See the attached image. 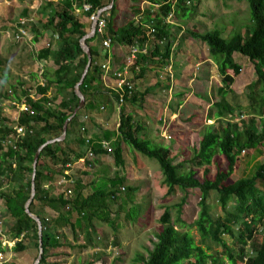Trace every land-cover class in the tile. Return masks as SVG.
Segmentation results:
<instances>
[{
    "label": "trees",
    "instance_id": "trees-1",
    "mask_svg": "<svg viewBox=\"0 0 264 264\" xmlns=\"http://www.w3.org/2000/svg\"><path fill=\"white\" fill-rule=\"evenodd\" d=\"M88 1L93 10L100 9L109 2ZM116 1L114 0L113 6L105 11L107 26L103 37H109L111 44L117 43L127 48L133 45L142 48L149 40L148 53H137L131 71L133 78L137 66L139 72L135 77L141 78L147 65L155 59L163 65L171 58V28L175 25L166 21L168 14L173 12L176 16L185 17L194 7L188 5L191 0H147L149 5L145 8L132 6V13L138 18L129 19L117 26ZM245 1L248 3L250 20L253 23L252 30L245 33L235 32L228 38L223 37L218 29L193 28L186 31L190 37L207 45L209 55L217 65L221 77V86L217 88L219 99L215 100L208 110V119L213 117L217 125L205 127L192 156L185 161L189 165L188 169L174 162L170 147L145 137L144 125L130 112H125L124 105L119 108L118 136L134 150L157 160L163 175L162 183L166 186L165 194L170 195L176 189H198L200 192L198 216L192 222L200 235V243L195 241L188 230L175 228V222L184 224L181 218L182 205L186 200L184 195L180 201L163 207L159 216L161 227L155 234L156 242L147 255H137L141 264H264V161L256 166L251 176L231 179L240 155L248 150L259 152L261 146H264V0ZM74 2L75 0H63L62 7L47 14L40 30H37L35 23L32 26L34 40L43 33L57 36L55 49L48 45L36 53L38 60L51 59L55 68L49 75L44 72L45 81L35 86V91L40 95L37 99L31 97L28 90L22 91L24 96L16 97L17 105L23 101L34 109V114L21 112L14 122V125L25 127L24 134L14 146H4L2 143L8 135L15 134L16 129L9 126L10 120L0 113V200L5 207L0 214L2 218L6 216L12 222L5 225V233L13 241L10 249L15 253H20L30 246L38 252L36 222L24 211V204L30 195L33 157L46 140L61 134L65 119L78 104L74 85L87 61L79 39L89 31V26L75 15ZM80 3L78 0L76 6L79 7ZM51 4L52 2L45 3L39 12L42 14ZM96 38L101 40L95 35L86 40L87 44ZM89 48L91 64L80 85L85 104L68 122L65 139L44 146L37 160L35 195L29 209L39 216L42 223L43 254L39 264H48L51 249L68 246L65 235L57 228L69 227L74 235H83L81 247H94L98 243L96 220L110 222L112 230L117 231V226L108 215L107 200L117 198V190L122 186L124 178L113 177L108 180L110 187L105 184L104 187L100 186L83 196L82 190L86 185L81 183V179L74 180L64 173L75 161L85 156V150L80 148V145L85 143L81 127H86L91 119L93 120V110L99 106L112 110L118 99L117 92L105 88L102 83L99 63L101 55L93 47ZM234 53L248 58L253 63L256 74V78L247 85L246 114L241 111V105L236 103V107H233L225 99L227 92L235 94L231 85L242 69L241 64L234 59ZM104 57H107V54H104ZM51 88L56 89V95H61L57 104H54L57 96L48 94ZM149 90V87L143 91L134 89L130 96L125 97V103L141 105ZM51 103L54 106H51ZM236 111L238 113H235ZM80 115L86 117L83 123L78 121ZM73 126L79 128L81 135L76 134L68 141L67 137ZM91 148L95 156L107 153L100 143H93ZM113 153L114 164L117 167L123 166L121 143H117ZM217 155L224 157L226 168L217 169L214 176L209 177L208 167ZM86 163L92 166L91 160H86ZM198 169H202L201 177L197 174ZM82 174L89 175L88 171ZM61 178L66 181L57 184ZM69 179L73 182H68ZM67 189H73L74 194L66 195ZM135 190L127 186L126 196ZM212 193L216 195V202L223 210L221 215L215 216L211 212L209 197ZM171 207L176 209L174 221ZM46 208L52 209L56 214L49 215ZM131 211L132 209L129 213ZM137 216L138 213L135 214V217ZM4 224L3 220V227ZM226 236L230 237L232 242H227ZM211 243L221 249L212 250ZM6 250L8 248L1 247L0 244V252L4 253ZM85 264H92V261Z\"/></svg>",
    "mask_w": 264,
    "mask_h": 264
},
{
    "label": "rangeland",
    "instance_id": "rangeland-1",
    "mask_svg": "<svg viewBox=\"0 0 264 264\" xmlns=\"http://www.w3.org/2000/svg\"><path fill=\"white\" fill-rule=\"evenodd\" d=\"M6 1H10L11 4L8 3L10 4L8 5L3 2V5H0V113L4 115L5 107L11 110L15 109V97L18 96L19 98V96H22L23 90L34 91L37 84L45 81L44 72L39 75L40 69L44 70L43 66L40 65V62L36 58V52L40 49V45L32 44L26 40L16 42L13 39L12 24L20 16L29 13L28 11L26 13L22 12V10H28V8L23 6L25 5L23 4V0H17L19 3L12 0ZM133 5L145 8L149 5V2L147 0H117L115 25L119 26L129 19L138 18V16L134 17L132 13ZM188 5H192L194 8L185 17L173 14L175 25L173 26V30L174 28L175 31L178 28H184L185 31L193 28L199 30L206 28L209 30L218 29L223 37L228 38L235 32L245 33V31L253 29L248 3L245 0H191ZM42 14L40 12L35 14L34 20L37 22L35 24L37 30L41 29V24L47 17L45 13L44 16ZM4 26L10 33V37L8 38L6 37ZM185 31L182 38L188 39L190 36ZM46 38V44L43 40V46H46L47 42H51L49 35ZM182 44H184V41L179 43V45ZM128 49L122 46L120 50L121 54L119 55L120 62L126 59ZM191 55L195 56V58ZM202 55L209 56L212 61L207 47L203 45L199 46L198 50L191 49L189 52L176 51L173 56L171 69L167 68V66L164 67V64H159L156 59L152 62V67H147L146 72L140 79L135 77L139 72V70L135 69L132 82L136 91H143L145 88L154 85L157 81H160L158 82L159 84H165L167 88L157 86L153 90L154 87H152L153 91L149 90L141 105L139 103L132 105L127 102L123 104L124 111L127 109L128 111L125 112H130L137 121L144 125L145 137L152 139L158 144L170 147L174 162L181 164L184 169L189 168L188 163L185 161L192 156L205 127L217 125L213 117L208 119V110L211 102L219 99L217 88L219 83H221V77L213 61L210 63L212 68H209V63L205 62ZM190 59L192 61L191 68L188 67L184 70L187 65L186 63ZM234 59L241 64L242 69L235 76V81L231 86L235 94L227 92L225 99L233 107H236V103L241 105V111L246 114L247 85L256 78V74L253 63L248 58L239 53H234ZM197 60L199 64L196 65ZM120 62L115 63L119 65ZM44 64L47 66V63ZM202 72H208L213 75V78L209 77V81H204V73L201 74ZM171 84H174V88L169 92L168 87ZM6 93L8 94L7 96H10V99L7 98ZM175 94H178V96L174 98ZM12 97L14 98L11 100ZM169 97H171L170 100ZM177 101L179 103L182 101L183 109L181 107V110H179ZM169 112L178 113L180 122L176 123L175 118L169 116ZM235 113H238V111ZM5 116H8L9 120L11 119V115ZM118 118L119 116L115 118V121L118 122ZM11 120L10 123H13L14 119L12 118ZM115 121L112 124L111 133H109L108 138L104 136L98 137L99 139L109 141L107 146H110L112 151H107L108 156L104 155V159L100 160L88 171L90 173L89 177H85L82 174V170L78 167H73L70 172H74L71 175L83 179L84 182L87 181V178L90 180L89 184H86L87 193H91L100 186L104 187L103 185L109 183L108 180L113 177L124 178L122 184V186H125L124 190H121L122 186L119 185L120 189L117 190V198L115 200H107L109 205L108 215L110 220L115 223L114 225L117 226V231L114 232L112 230L110 222L105 223L102 220H96L99 226H95L100 229L97 234L99 236L97 244L100 246V249L93 250L89 247L87 249H85L86 247H81L83 235L79 233L74 235L71 229L67 227L66 232H64L65 236L72 240L66 238L69 248L51 249L48 255V264H56V262H60V264H85L88 261H92V264H141L140 260L137 259V255H147L153 243L156 242L155 234L161 227L159 216L163 212V207L180 201V198L184 195L186 200L181 209V218L184 224L181 225L179 222H175V228L188 230L193 235L195 241L200 243V235L196 227L192 225V222L198 216L199 190L188 189L182 191L181 189H176L170 195L165 194L166 186L162 183L163 175L157 160L134 150L129 144L122 142L117 134L118 126H116ZM165 128L168 132L166 134H170L171 136L170 139H165L161 135ZM98 132L95 130V135H101ZM118 142L122 145L124 157V164L120 167L114 164L113 153V149ZM263 161L264 146H261L259 152L253 153L248 150L242 153L231 179L235 180L240 177L251 176L256 166ZM225 168L226 161L224 157L217 155L213 163L208 167V176L213 177L217 169ZM197 174L201 177L202 169H198ZM127 186L136 189L129 196H126ZM107 187L110 186L107 184ZM209 201L211 212L215 216L221 215L223 210L217 204L214 193L210 195ZM130 209H132L131 214L129 213ZM0 210L1 213L5 210L1 200ZM170 212L174 221L176 209L171 207ZM136 213H138L137 217H135ZM2 219L5 221L4 227L2 226L4 238L8 241L6 245L10 248L13 246V241L5 233L7 231L5 225L7 223L9 225L12 222L6 216ZM226 240L227 242H232V239L228 236H226ZM211 245L212 250L218 251L221 249L217 245L212 243ZM37 253V250L33 246L27 247L20 253H15L11 249H8L4 253L6 258L4 263L32 264Z\"/></svg>",
    "mask_w": 264,
    "mask_h": 264
},
{
    "label": "crops",
    "instance_id": "crops-1",
    "mask_svg": "<svg viewBox=\"0 0 264 264\" xmlns=\"http://www.w3.org/2000/svg\"><path fill=\"white\" fill-rule=\"evenodd\" d=\"M13 2H18L19 3V1H17V0H12ZM62 1L63 0H23V4H25V5H23L24 7H27L28 8V10H22V12L24 11V13H26V11H28L29 13H27V14H24L23 16H25V15H28V14H33L34 15V18H35V14H37V12H39L40 11V8H41V6H43L45 3H47V2H52V4H51V6H49V7H47V9L45 10V14L47 15L49 12H53L54 10H57V9H59L60 7H62ZM3 2H5L6 4H8V3H10L11 4V2L10 1H6V0H3V1H1L0 0V5L2 6L3 5ZM10 4H8V5H10ZM19 6V5H18ZM23 6H22V8H23ZM21 7V6H20ZM4 8H6V7H4ZM80 10H78V8H76L75 7V10H74V13H75V15H77L78 16V18L80 19V21L81 22H83L84 24H86V25H88L89 26V29H90V26H91V23H88V22H86L85 21V19L82 17V14L79 12ZM44 13L42 14L43 16H44ZM78 13V14H77ZM18 19V18H17ZM17 19L13 22V24H12V26H13V28H12V30H13V39H14V33H15V23H16V21H17ZM35 24L37 23V22H34ZM34 24V25H35ZM203 24V23H202ZM3 28H5V26L3 27ZM205 28V27H204ZM206 29H208V28H206ZM4 30H6L5 31V34H6V37L8 38V37H10V33L8 32V30H7V28H5ZM199 30V29H198ZM203 30V29H202ZM184 28L183 29H181V28H178L177 29V31H175V28H174V30H173V27L171 28V33H172V54H171V58H170V60L166 63V64H164V67H166L167 66V68H170V67H172V65H173V56H174V54H175V52L176 51H178V52H181V51H190L191 49H196V50H198V47L199 46H206L207 47V45L204 43V42H202V41H200V40H197V39H193L192 37H189L188 39H185V38H182V36L184 35ZM185 33H186V31H185ZM32 34H33V32H32ZM47 35H49L50 37H51V42L49 43V42H47L48 44L46 45V46H48V45H51V48L52 49H55V47H56V43H57V41H56V39H55V37L53 38V36L51 35V34H49V33H43V35H41V36H39L38 37V39L37 40H34L33 38H34V34L32 35V37H31V39L29 40L32 44H37L40 48H42V47H44L43 46V40L45 41V40H47V38H46V36ZM11 36H12V34H11ZM54 39H55V41H54ZM27 41V40H26ZM182 41H184V44H182V45H179V43L180 42H182ZM196 43V44H195ZM45 44H46V41H45ZM89 46H91V47H93L94 49H96L98 52H99V54L101 55V58H100V60H99V63H102V62H104V60L106 59V58H110V59H113L115 62H120L119 61V55L121 54V52H120V50L122 49V46L121 45H119V44H117V43H115V44H111V46L109 47V48H103V47H101V40L100 39H93V40H91L90 42H89ZM148 48H149V46H148ZM38 51V50H37ZM37 53V52H36ZM148 53V52H147ZM104 54H107V57H104ZM208 54V53H207ZM127 56V55H126ZM193 58H195V56H193V55H191ZM203 56V58H204V60H205V62H208L209 63V68H212V66L210 65V63H212V61H213V59H212V61H211V59L209 58V56L207 57V55H202ZM39 62H40V65H42L43 66V72H47L48 73V75H49V73L51 72V70H53L54 68H55V65L53 64V62H52V60L51 59H42V60H38ZM124 61V60H123ZM122 62V61H121ZM120 62V64L122 65V63ZM44 63H47V66H46V64H44ZM213 63L215 64V62L213 61ZM117 64V63H116ZM119 64V63H118ZM119 64V65H120ZM151 64L152 63H150V64H148L147 66H149V67H152L151 66ZM187 65H186V67L184 68V70H186L188 67H190L191 68V64H192V61H191V59L189 60V62H187L186 63ZM197 64H199V62H198V60H197V62H196V65ZM216 65V64H215ZM176 66H177V64H176ZM38 67V66H37ZM46 67V68H45ZM163 67V68H164ZM165 69V68H164ZM171 69V68H170ZM216 69H217V65H216ZM47 70V71H46ZM168 71H171V70H168ZM146 72V70L144 71V73ZM143 73V74H144ZM204 73V74H203ZM201 74H203V80L204 81H206V80H208L209 81V77L211 78H213V75H211V74H209L208 72H202ZM201 74H199V76H201ZM101 79H102V83H103V85H104V87L106 88H108L110 85H112L113 83H112V79H107V81H104V79L102 78V76H101ZM140 79V78H139ZM178 81V80H177ZM234 81H235V78H234ZM158 82H160V81H157V82H155V84L154 85H151V86H149V88L151 89L152 87H154L153 88V90L157 87V86H160V87H162V88H167L166 87V85L165 84H159ZM219 86H221V83H219V85H218V87ZM232 86V85H231ZM173 88H174V84H171V86H169L168 87V90H169V92H171L172 90H173ZM27 90V89H26ZM55 88H51L50 89V91H49V95L51 96V95H56V93H55ZM152 90V89H151ZM152 90V91H153ZM165 90V89H164ZM29 91V90H28ZM30 92H34L33 94H31V96L33 97V98H35V99H37L40 95H39V93H37L36 91H35V89H34V91H30ZM36 94V95H35ZM24 96V95H23ZM57 97H56V99L54 100V104H57V103H59L60 102V100H61V95H56ZM175 96H178V94H175L173 97L175 98ZM7 98L8 99H10V96H7ZM14 97H12L11 98V100L13 99ZM16 98V97H15ZM22 98L23 97H21V99L20 100H22ZM171 99V97H169V100ZM215 101V100H214ZM213 101V102H214ZM213 102H211V104L213 103ZM15 103V109L14 110H11V109H9V108H6L5 107V115H11V119L13 118L14 119V122H15V119L19 116V112H18V105H16V104H18L17 102H14ZM20 103V102H19ZM50 104V103H49ZM54 104L53 103H51V106H54ZM177 104H179V110H181L180 108L182 107V101H180V103L177 101ZM210 104V105H211ZM210 107V106H209ZM182 109H183V107H182ZM125 111H128L127 109L125 110ZM167 111V110H166ZM169 114V116H171V117H174L175 118V121H176V123L179 121L180 122V120H179V118H178V113H171V112H169L168 113ZM173 115V116H172ZM120 117V111H119V108H118V106L115 104V108H112V110H109V109H107V108H104L103 106H99V108L97 107L96 109H94L93 110V112H92V118H93V120L91 119V121H90V124H88L85 128H86V133H85V135L86 136H89L90 137V139H91V142L92 143H100L101 144V142H106L107 144L109 143V141H106V140H104V139H99L98 137H101V136H104L105 138H106V136H109V133H110V130H111V128H112V124H113V122L115 121V118L116 117ZM7 118H8V116H7ZM85 115H80L79 117H78V121H79V123H83L84 121H85ZM10 119V120H11ZM170 120V119H169ZM11 121H13V120H11ZM14 122L13 123H11V125H9V126H14ZM116 122V126H118V124H119V118H118V122L117 121H115ZM90 127V128H89ZM78 130H79V128L77 127H75V126H73L72 127V131L70 132V134L68 135V137H67V140L69 141V140H71V139H73L75 136H76V134H77V136L79 135H81V132H80V130H79V132H78ZM95 130H97V131H99L98 133H100L101 135H95V133H94V131ZM66 131H67V129H66ZM166 132H167V129L165 128V130L163 131V133L161 134L165 139H170L171 138V136H170V134H166ZM168 133V132H167ZM94 135V136H93ZM65 137H66V134H65ZM94 137V139H92ZM65 139V138H64ZM63 139V140H64ZM165 142L166 143H168L166 140H165ZM80 148H81V150L82 151H84L85 150V145L84 144H81L80 145ZM108 156V153H106V154H101V155H98V156H95L94 158H92L91 159V161H92V166L90 165H88L87 163H86V160H90V159H88V158H85V162H81V161H79V159L77 160V161H75L72 165H71V167H68V169H66V170H64V173L65 174H69L70 175V177L71 178H73L74 180L75 179H77V176H72L71 174H73L74 172H70L71 171V169L74 167H78V168H80L83 172H86V171H90L91 170V168L94 166V165H96L100 160H102V159H104L103 158V156ZM104 156V157H105ZM95 161V162H94ZM82 172V173H83ZM88 174H90L89 172H88ZM85 177H89V175H85ZM78 179H80L79 177H78ZM89 182H90V180H88V178H87V181H85L84 182V180L83 179H81V183L82 184H84V186L86 185V184H89ZM51 183H53V182H51ZM50 183V184H51ZM49 184V185H50ZM108 184V183H107ZM87 186V185H86ZM86 186L84 187V189L82 190V195L83 196H86V195H88V194H90V193H87L86 192ZM72 194H74V192H73V189L71 190V193H70V196H72ZM46 211L47 212H49V214L50 215H52L53 213H54V215L56 214L54 211H52V209H49V208H46ZM95 225H98L99 226V223H97L96 221H95ZM69 228V227H68ZM58 229V231L59 232H61V233H63L64 235H65V233L64 232H66V229H67V227H60V228H57ZM99 227H97V231H96V236H97V239L99 238V236L97 235L98 233H99ZM66 237V236H65ZM68 240H71L70 238H68V237H66ZM72 241V240H71ZM66 244L68 245L69 243L68 242H66ZM70 244H71V242H70ZM72 245V244H71ZM89 248H92L93 250H99L100 249V246L98 245V244H96L94 247H90V246H88ZM88 247H86L85 249H87ZM63 248H69V245L68 246H66V247H63Z\"/></svg>",
    "mask_w": 264,
    "mask_h": 264
},
{
    "label": "built area",
    "instance_id": "built-area-1",
    "mask_svg": "<svg viewBox=\"0 0 264 264\" xmlns=\"http://www.w3.org/2000/svg\"><path fill=\"white\" fill-rule=\"evenodd\" d=\"M80 6L77 7L78 0H75L74 7L78 8L80 10L79 12L82 14V17L85 19L86 22L92 23L95 22V35L101 38V47L103 48H109L111 45V39L109 37H103L106 31L107 26V20H106V14L105 12L99 13L100 9H94L92 7V4L88 0H80ZM78 14V13H77ZM166 21L170 23H174L173 21V12H170L168 16L166 17ZM34 15L29 14L25 16H20L16 23H15V33H14V40L16 42H20L22 40L29 41L32 37V26L34 24ZM153 31V30H151ZM150 32V31H148ZM147 35L150 36V33ZM57 38V36H55ZM149 40L146 41L142 48L138 47L137 45H133L128 49V54L126 56V59L122 62V65H117L113 59L106 58L104 62L100 64L101 70H102V78L104 81H107V79H112V85H110L108 88L114 90L118 94V99L116 101V105L118 108H120L121 105L125 103V97L130 96L133 93L134 90V84L132 82L131 77V71L134 66V60L136 58L137 53H143L146 54L148 52V46H149ZM137 66H135V69ZM42 68L40 69L39 75L42 74ZM43 84V83H40ZM34 92H30V95ZM32 97V96H31ZM15 105V103H14ZM17 105V104H16ZM18 112L19 114L21 112L28 113L30 115L34 114V109H32L30 106L25 104L23 101L19 103ZM18 119V117L15 119V121ZM13 128L16 129L15 134L8 135L3 140V145H12L14 146L15 142L24 134L25 127L22 125H14ZM81 132L83 134L84 138V144H85V156L83 158H80L79 161L85 162V158L92 159L95 157L93 150H92V142L89 136H86V128L81 127ZM108 144L106 142H101V146L105 148L108 152H111L112 149L110 146H107ZM66 180L64 178H61L57 181V184H62ZM68 182H73L72 179H69ZM121 190H124V187H121ZM71 189L66 190V195L70 196ZM1 212V210H0ZM2 222L3 219L0 214V244L1 247L8 248L6 243V239L4 238V233L2 229ZM11 248V247H10ZM8 248V249H10ZM5 253V252H4ZM3 252H0V264H3L5 262V255Z\"/></svg>",
    "mask_w": 264,
    "mask_h": 264
},
{
    "label": "water",
    "instance_id": "water-1",
    "mask_svg": "<svg viewBox=\"0 0 264 264\" xmlns=\"http://www.w3.org/2000/svg\"><path fill=\"white\" fill-rule=\"evenodd\" d=\"M114 4V0H109L108 4L105 5L104 7H102L99 11V13L105 12L107 10H109ZM93 36H95V22L91 23L90 29L89 31L84 34L80 39H79V44L83 50V52L86 54L87 57V61L86 64L83 68V71L81 73V76L79 78V80L76 82V84L74 85V92L76 94V96L78 97V104L77 106L73 109L72 113L65 119L63 126H62V132L58 137L46 140L42 145L39 146V148L37 149L34 157H33V162H32V173H31V186H30V195L29 198L26 200L25 204H24V211L26 212V214L32 218L37 225V234H38V253L36 258L34 259L32 264H39L41 258H42V254H43V246H42V223L41 220L39 218L38 215L34 214L33 212L30 211L29 206L34 198L35 195V174H36V165H37V160H38V156L39 153L41 151V149L46 146L47 144L50 143H54V142H59L62 141L65 138V134H66V129H67V125L68 122L71 120V118L77 113V111L79 109H81L84 104H85V97L83 95V93L80 90V85L82 84L88 69L90 67L91 64V52H90V48L89 45L87 44L86 40L89 38H92Z\"/></svg>",
    "mask_w": 264,
    "mask_h": 264
},
{
    "label": "bare ground",
    "instance_id": "bare-ground-1",
    "mask_svg": "<svg viewBox=\"0 0 264 264\" xmlns=\"http://www.w3.org/2000/svg\"><path fill=\"white\" fill-rule=\"evenodd\" d=\"M173 52V51H172Z\"/></svg>",
    "mask_w": 264,
    "mask_h": 264
}]
</instances>
